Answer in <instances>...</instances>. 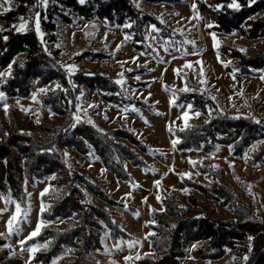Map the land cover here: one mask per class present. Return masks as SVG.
Instances as JSON below:
<instances>
[{
    "label": "trees",
    "instance_id": "trees-1",
    "mask_svg": "<svg viewBox=\"0 0 264 264\" xmlns=\"http://www.w3.org/2000/svg\"><path fill=\"white\" fill-rule=\"evenodd\" d=\"M8 1L12 3L11 9L0 15V21L4 23L0 30L2 93L11 99H28L33 87L42 90L58 82L59 88L42 96L40 102L57 116H69L70 123L58 128L40 122L36 129L28 130L25 121L10 117L5 122L0 118V198L16 203L24 214L27 210L25 183L48 180L51 190L42 198V221L51 224L61 220L66 222V227L59 230L45 228L39 236L28 241L27 245L41 244L48 249L37 254L35 262L50 264L55 258L65 256L60 264H99L92 254L102 250L103 235H109L113 245L130 242L133 238L109 213L89 203L85 190L111 208L120 207L100 188L101 183L90 182L76 171L75 156L70 155L69 165L66 154L68 151L82 156L92 153L117 180L130 183L133 180L123 164L124 160L133 168L148 170L149 167L127 146L143 153H148L150 148L123 130L114 134L95 128L92 133L85 130L86 134L73 127L68 130L67 126L74 122L71 114L75 108L77 88L73 86H85L102 95L100 90L109 91L110 85L107 81L89 77L87 73L68 76L55 57L58 53L52 56L45 50L35 30L36 16H42L39 0ZM144 1L171 4L177 0ZM195 11L210 26L208 31L211 33H238L249 41L264 39V0H195ZM94 20L122 29L134 49L146 55L150 54V49L145 46L148 27L159 31L158 40L162 38L160 34L166 36L170 33L157 19L138 10L131 0H51L41 26L49 35L48 43H52L56 40L54 34L59 31L58 21L77 27ZM24 23H27V31L21 33L19 28ZM220 52L232 62L228 72L264 77V52L249 56L226 46L221 47ZM81 58L92 60L93 55L86 53ZM8 70L11 71L10 77L3 79L2 75ZM112 86L111 94L104 97L110 104L120 108L137 106L132 101L126 103L121 100L115 86ZM176 104L191 106L201 114L190 128L175 130L180 151L195 152L206 145L204 147L211 152L217 144L232 146L233 155L241 158L245 149L256 144L257 149L250 153L247 162L251 166H264V128L259 124L250 119L223 115L205 93H177ZM79 137L89 145L86 141L77 142ZM211 181L210 187L187 179L184 184L226 208L234 217L220 220L197 216L193 210L199 214L205 210L194 196L188 199L192 208L188 216L182 215L176 202L164 194V212L154 211V224L150 226L152 235L148 239L153 255L140 259L136 264H180L191 244L200 245L192 252L196 261L215 262L230 253L239 259L238 264H264V214L253 213L217 175H213ZM5 247L6 242L0 239V264H22L20 260L12 259Z\"/></svg>",
    "mask_w": 264,
    "mask_h": 264
},
{
    "label": "rangeland",
    "instance_id": "rangeland-1",
    "mask_svg": "<svg viewBox=\"0 0 264 264\" xmlns=\"http://www.w3.org/2000/svg\"><path fill=\"white\" fill-rule=\"evenodd\" d=\"M50 1L39 0L42 16H36L35 20V30L45 50L52 56L58 53L55 57L68 76L87 73L93 79L107 81L110 90L112 85L115 86L121 100L137 104L120 108L104 98L111 94L110 90H100L101 95L85 86H73L77 88L75 108L71 114L74 122L67 126L68 130L73 127L82 134H86L85 130L92 133L93 128L113 134L123 130L150 148L148 153H143L127 146L149 167L148 170L133 168L124 160L123 164L133 180L130 183L117 180L92 153L82 156L68 151L66 154L69 165L70 155L75 156L76 171L90 182L101 183L100 188L120 207L111 208L85 190L89 203L109 213L133 238L130 242L113 245L109 235H103L102 250L94 251L93 259H97L99 264H136L140 259L153 255L148 239L152 235L150 226L154 224L153 212H164V194L176 202L182 215L188 216L189 209H192L188 199L194 196L205 210L200 214L193 210L197 216L220 220L234 217L218 203L188 189L184 184L186 179L210 187L213 184L211 177L217 175L253 213L264 214V166H251L247 162L250 153L257 149L256 144L237 158L233 155L232 146L217 144L211 152L204 147L206 145L195 152L180 151L174 135L175 130L190 128L201 115L191 106H177V93H205L223 115L250 119L264 128V77L228 72L232 62L220 52L221 47L226 46L245 55H255L264 52V39L249 41L238 33L209 32L210 26L195 11V0H177L171 4L131 0L138 10L154 17L170 30L166 36L160 34L162 38L158 40L159 31L147 28L145 46L150 49L149 55L135 50L122 29L111 28L99 20L77 27L58 21L59 31L54 34L56 40L48 43L49 35L43 31L41 22ZM11 6L8 0H0V15L8 12ZM3 26L0 21V30ZM19 30L25 33L27 23L22 24ZM86 53L93 55L92 60L81 58ZM10 75L8 70L2 77L6 79ZM58 88V82L42 90L33 87L28 99L7 98L0 89V118L5 122L10 117L25 121L28 130L36 129L40 122L66 127L67 122L70 123L69 116H57L40 102L42 96ZM85 141L80 137L77 139L80 143ZM86 144L89 145L87 141ZM50 190L48 180L25 183L27 210L24 214L16 203L0 198V239L6 242L5 249L10 252V257L22 264H37V254L48 250L41 244L28 246V241L39 236L45 228L59 230L66 227V222L61 220L51 224L42 221V198ZM199 246L191 244L180 264L239 263V259L230 253L215 262L196 261L192 252ZM65 259V256H60L50 264H60Z\"/></svg>",
    "mask_w": 264,
    "mask_h": 264
}]
</instances>
